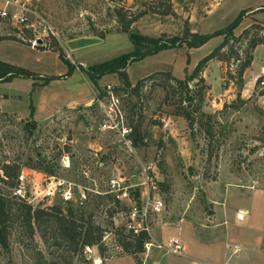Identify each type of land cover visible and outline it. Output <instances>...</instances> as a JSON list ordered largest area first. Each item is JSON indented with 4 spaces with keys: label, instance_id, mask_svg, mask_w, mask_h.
<instances>
[{
    "label": "rangeland",
    "instance_id": "obj_1",
    "mask_svg": "<svg viewBox=\"0 0 264 264\" xmlns=\"http://www.w3.org/2000/svg\"><path fill=\"white\" fill-rule=\"evenodd\" d=\"M147 1L122 0L121 4L136 12L147 8ZM170 1L173 13L142 12L131 27L150 35L177 36L187 22L190 30L207 33L230 22L245 5L258 3V9L262 10L260 19L264 21V0ZM37 2L54 30L52 34L39 36L41 42L27 40L23 29L19 30L23 37L20 38L16 26L0 16V34L8 36L0 39V59L26 67L33 74L0 81V110L8 115L0 119V160L16 162L19 169L33 176L34 186L38 187L46 180L44 176L48 172L44 166L51 174L71 181L75 191L85 185L102 193L111 176L121 177L125 184L133 183L130 191L134 197L148 187V191L161 197L163 207L150 216L147 241L154 242L149 236L151 232H157L161 239L178 233L182 243L181 254L167 253L154 246L146 250L143 245L142 252L137 253L140 261L137 263L131 254L116 248L112 228L106 223L109 209L113 224L129 231L128 201L117 202L107 193L109 197L92 206L89 191L86 200L74 207L90 208L92 218L104 226L103 240L109 257L101 258L95 245H90L89 251L83 246L72 256L71 263L94 264L92 257L98 256L96 264H263L264 109L257 103L256 94L264 90V83L252 78L262 72L259 68L264 64V43L253 49L241 82L228 78L224 61L220 60L219 64L213 58L204 67L203 78L208 87L203 88L200 108L215 115L218 122L215 129L219 131L211 137L209 154L206 139L198 132L189 133L183 117L175 114L173 106L162 99L160 86L146 84L135 99L115 72L104 73L93 82L76 66L66 73L68 65L57 52L41 48L52 35L67 60L83 66L129 50L128 33L112 21L111 3L107 0ZM245 22L246 18L239 20L233 31H238ZM100 32L103 34L96 42H76L77 50L63 43L81 34ZM221 38L220 34H212L196 46L182 42L145 54L127 64V78L134 83L155 69H168L174 76L183 77ZM230 68L234 70L235 65ZM261 79L264 80V75ZM107 84L112 86L111 94L121 113V118L113 115L117 126L121 121L129 127V122H136L138 112L142 114L139 124L142 142L131 150L118 140L117 127L101 125L104 110L98 101L107 104L110 100L104 89ZM226 85L233 90L234 97L222 98L216 108L215 101ZM240 87V92L248 90L249 98L236 96L235 91ZM100 89L104 93L93 101ZM91 94L89 103L83 104ZM76 98L80 101L66 103ZM223 102L226 106H222ZM30 106L34 108L32 114ZM57 106L60 107L57 111L46 114ZM37 107L44 115L37 117ZM39 160L40 167L36 164ZM1 178L0 191L9 193L10 178ZM42 197L37 195L33 200ZM46 199L43 197L44 203H49L45 204H59L63 211L70 204L61 201L58 195ZM28 203L45 206L41 201ZM17 230L14 222L7 249H0V264L64 263L58 255L62 252L60 246L45 244L36 231L32 240L18 237Z\"/></svg>",
    "mask_w": 264,
    "mask_h": 264
},
{
    "label": "trees",
    "instance_id": "obj_2",
    "mask_svg": "<svg viewBox=\"0 0 264 264\" xmlns=\"http://www.w3.org/2000/svg\"><path fill=\"white\" fill-rule=\"evenodd\" d=\"M107 1L112 4V15L118 24V29L128 33L131 42L129 50L115 54L105 60L83 66L80 63L72 64L69 62L62 53L57 40L52 35H49L50 39L45 44V47L41 48L56 51L57 55L68 65L66 73L76 66L93 82L104 73L115 72L122 84L130 89L135 99L138 98L141 88L146 84L160 86L163 91L162 99L173 106L175 114L183 117L191 135L196 132L202 134L206 139L207 151L210 154L212 150L211 137L214 133L218 135L219 131L215 129V125L218 123L215 115L205 112L200 108L203 88L208 87L204 82L202 71L207 62L215 58L224 61L225 67H227L225 73L228 78L241 82L242 71L249 65L252 48L257 43H264V24L254 20L244 26L238 33H233V27L246 11L240 8L230 22L207 33L190 30L187 28L186 22L182 31L177 36L150 35L133 29L131 27L132 22L142 12L146 11L159 14L173 13L170 0H149L146 4L147 8L136 12L130 11L123 6L121 4L122 0ZM23 30L27 32V40L31 39L32 34L26 29ZM102 34V32L98 33L99 36ZM212 34L222 35L221 40L202 55L195 62L192 69L183 77L174 76L168 69H155L137 78L134 83L129 82L125 68L131 61L141 59L145 54L165 47L178 46L182 42L190 46H196L204 42ZM21 37L22 35H20ZM3 38H8V36L0 34V39ZM232 64L235 65L234 70L230 68ZM30 75L33 74L26 67L0 59V81H6L14 76L26 77ZM263 75L264 72L258 75L255 78V82L260 80ZM44 79L46 80L47 78ZM262 92L264 90L259 93ZM102 93H104L103 90H98V93L94 95L92 100L94 101ZM222 106H226V103L223 102ZM31 110L32 106H30L29 113H31ZM6 116H8L7 113L0 110V119ZM141 117L142 114L139 111L136 122L128 123L130 130L126 136L131 146H136L142 142L143 136L139 129ZM32 123H34V120ZM214 148H216V144ZM40 163L41 160L36 162L38 167H40ZM43 168L47 169L46 171L50 173V169L46 168V166ZM18 170V164L13 160H0V179H3L1 177L10 178L9 187L14 183ZM14 197L16 196L10 192L3 193L0 191L1 250L7 249L10 229L12 224L16 222L18 237L24 236L32 240L33 233L36 231L45 244L55 245L56 247L60 246L62 252L58 255L64 261L63 264H72V256L76 252H80L84 245H95L97 253L101 258L109 257L105 252L106 244L103 240L105 228L92 218L90 208L82 210L80 207H74L73 204H67L65 211H63L59 204L31 206V204L21 199L19 201L12 199ZM106 197H109L107 193L91 192L90 199L92 206H97L99 201ZM76 209L77 211H75ZM110 215L111 213L108 209L106 223L112 228V238L116 241V248L127 254H131L132 258L139 263L137 253L143 250V244L148 239L147 231L144 229L138 232L125 231L122 225L113 224Z\"/></svg>",
    "mask_w": 264,
    "mask_h": 264
},
{
    "label": "built area",
    "instance_id": "obj_3",
    "mask_svg": "<svg viewBox=\"0 0 264 264\" xmlns=\"http://www.w3.org/2000/svg\"><path fill=\"white\" fill-rule=\"evenodd\" d=\"M38 0H2L3 5L0 7V16L8 19L17 28V35L19 30L26 29L32 34L31 41H35L39 36H44L54 33L52 25L48 22L46 17L39 10ZM20 36V35H19ZM22 38V37H21ZM260 84L264 83L263 79L259 80ZM110 87V88H109ZM105 93L109 94L110 100L107 104H102L99 100L98 103L104 110V122L101 123L104 127L111 128L115 126L118 130V140L122 141L129 150L131 145L126 134L129 131V127L124 125L121 121L118 123L114 121L113 115L118 114L121 118L120 110L117 106L116 100H113L112 86L106 85ZM96 100V99H95ZM85 172V171H84ZM87 175V173H84ZM44 178V185L38 187L36 180L23 169H19L15 175L14 183L10 186V192L12 195L20 198L27 203L33 201L35 203L42 202V204L49 203L43 201V197L49 201L51 196L58 195L61 201L69 202L76 205L81 204L86 200L87 193L90 191L94 193H101L99 190L82 185L78 191H75L73 183L69 180H65L55 174L47 173ZM106 188L102 193H108L112 196V199L118 201L127 200L129 205L127 209V224L126 227L132 232H138L141 229L148 231L149 221L152 214L158 213L163 207V200L155 192L148 191V187L144 188L143 193L138 196H133L130 191V187L133 183H126L121 177L111 176L106 180ZM37 195L42 197L38 200H33ZM144 247L149 250L150 246L157 248H164L166 251L174 254L180 253L182 244L177 236H170L167 243L145 241ZM93 246V245H91ZM90 245H84L85 250H90ZM98 258V261L95 260ZM94 264L99 263V257H92ZM158 264V263H154Z\"/></svg>",
    "mask_w": 264,
    "mask_h": 264
},
{
    "label": "crops",
    "instance_id": "obj_4",
    "mask_svg": "<svg viewBox=\"0 0 264 264\" xmlns=\"http://www.w3.org/2000/svg\"><path fill=\"white\" fill-rule=\"evenodd\" d=\"M220 2V1H219ZM219 4V3H218ZM258 4H260V3H258ZM258 4H255V5H245L244 7H242L243 9H245L246 11L244 12V14L241 16V19L243 18V19H245L246 18V22L242 25V27L238 30V31H233V33H238L244 26H246L248 23H250L251 21H254V20H256V21H260V22H262L263 24H264V21L262 20V19H260V15H259V13L260 12H262V10H259L258 9ZM240 19V20H241ZM112 21L113 22H115V19H114V17H112ZM54 31V30H53ZM221 37H222V35H221ZM101 39V37L98 35V34H96V33H88V34H81V35H78V36H75V37H73V38H69V39H67V40H64L63 41V43L65 44V45H70V46H73L74 47V49L75 50H77L78 48H76L75 47V45H77L76 44V42H81V41H83V40H85V41H98V40H100ZM258 44H262V43H257L253 48H252V50H251V59H252V51H253V49L258 45ZM91 57H94V56H89L88 58H91ZM215 59V58H214ZM251 59H250V62H251ZM218 62H219V64H220V60H218V59H216ZM250 62H249V64H250ZM75 63H80V62H75ZM81 64V63H80ZM248 66V65H247ZM246 66V67H247ZM245 67V68H246ZM244 68V69H245ZM244 69H243V71H244ZM259 70H262V72L261 73H263L264 72V64L263 65H261L260 66V68H259ZM243 71H242V73H243ZM203 77H204V69H203ZM260 73V74H261ZM254 77V76H253ZM241 79H242V75H241ZM252 81H255V78H254V80H253V78H252ZM254 83V82H253ZM222 84L224 85V82H222ZM252 86H253V84H252ZM225 87V86H224ZM240 89H241V87L238 89V91L236 90L235 92H236V96L238 95V97L240 98V99H247V98H249V95H248V93H247V91L248 90H246V89H243V91H241L240 92ZM252 90V89H251ZM239 93L241 94V96L239 95ZM233 90L230 88V86L229 85H226V87H225V89H223V91L221 92V95L219 96V97H217L218 99H217V102L215 101V107L217 108V107H219V103H221V101H222V98L224 99L225 97H234L233 96ZM257 96H256V101H257V103L259 104V105H262L263 106V109H264V92H262V93H257L256 94ZM91 98H92V94L90 95V97H89V99H87L86 101H84L83 102V104H86V103H89V101L91 100ZM75 101H80V99L79 98H76V99H73V100H70V101H67L66 103H68V104H70V105H72V103H74ZM70 105H62V107L63 106H70ZM58 108H60L59 106H57V107H55L53 110H49L46 114L48 115V114H50V113H52V112H54V111H57V109ZM33 110H34V108L32 107V110H31V114L33 113ZM51 111V112H50ZM29 112H30V108H29ZM264 112V111H263ZM35 113L37 114V117H40L41 115H44L41 111H39V109H38V107L35 109ZM211 219V218H210ZM163 227V226H162ZM154 231V230H153ZM150 233V232H149ZM149 236L153 239V241H155V242H162V243H167V241H168V238L170 237V236H177L178 238H179V240H180V237H179V235H178V233H174V234H171V235H168V236H166V238L164 239H161L160 237H159V235L157 234V232H154V234H153V232H151V234H149ZM180 242H181V240H180ZM182 244V243H181ZM158 250H162V251H164V252H167V253H170V252H168V251H166L164 248H159ZM237 250V246H233V248H232V251L233 252H235ZM153 253H154V251L151 253V255H153ZM182 253V249H181V251H180V253H178V254H181ZM174 254V253H173ZM107 260V259H106ZM105 260V261H106ZM154 263H158V262H154ZM153 263V264H154ZM194 264H195V262H193ZM159 264V263H158ZM264 264V263H263Z\"/></svg>",
    "mask_w": 264,
    "mask_h": 264
},
{
    "label": "water",
    "instance_id": "obj_5",
    "mask_svg": "<svg viewBox=\"0 0 264 264\" xmlns=\"http://www.w3.org/2000/svg\"><path fill=\"white\" fill-rule=\"evenodd\" d=\"M35 42H41V39L40 38H36L35 39ZM189 105V104H188Z\"/></svg>",
    "mask_w": 264,
    "mask_h": 264
}]
</instances>
